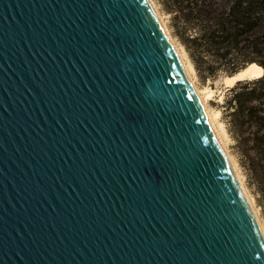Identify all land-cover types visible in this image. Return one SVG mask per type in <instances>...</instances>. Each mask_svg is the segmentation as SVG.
Returning <instances> with one entry per match:
<instances>
[{
	"label": "water",
	"instance_id": "1",
	"mask_svg": "<svg viewBox=\"0 0 264 264\" xmlns=\"http://www.w3.org/2000/svg\"><path fill=\"white\" fill-rule=\"evenodd\" d=\"M0 264H264L150 0H0Z\"/></svg>",
	"mask_w": 264,
	"mask_h": 264
},
{
	"label": "trees",
	"instance_id": "2",
	"mask_svg": "<svg viewBox=\"0 0 264 264\" xmlns=\"http://www.w3.org/2000/svg\"><path fill=\"white\" fill-rule=\"evenodd\" d=\"M175 35L200 76L263 74L239 81L226 99L228 124L264 207V0H162Z\"/></svg>",
	"mask_w": 264,
	"mask_h": 264
},
{
	"label": "rangeland",
	"instance_id": "3",
	"mask_svg": "<svg viewBox=\"0 0 264 264\" xmlns=\"http://www.w3.org/2000/svg\"><path fill=\"white\" fill-rule=\"evenodd\" d=\"M154 3L156 4L158 10L162 14L172 38L174 39V41L182 51L186 61L192 64L194 68L193 77L196 82V85L201 90L205 89L204 91H206L208 89L213 93V95H211L208 99V107L210 108V110H212V112H220L219 115L220 119L218 118V120L219 123L222 125L224 132H226L224 133L226 135V136L224 135L225 141L228 145L230 153L232 154L234 160L237 162L239 172L244 181V186L250 196V200L252 201V204L254 205V208L257 211L260 221L264 225V207L259 203V198H260L259 192L249 176L248 170L243 160L244 158L237 146L236 139L232 135L228 124V110L226 106V99L228 96L231 95L230 94L231 92H230V88H227L223 82L224 77L228 75L221 74L216 78L200 76L185 46L175 35V30L172 25V17H173L172 13L167 11L162 0H154Z\"/></svg>",
	"mask_w": 264,
	"mask_h": 264
},
{
	"label": "bare ground",
	"instance_id": "4",
	"mask_svg": "<svg viewBox=\"0 0 264 264\" xmlns=\"http://www.w3.org/2000/svg\"><path fill=\"white\" fill-rule=\"evenodd\" d=\"M150 2L152 4V6L154 7V10L156 11L158 17L160 18V20H161V22L163 24V27L165 28L166 32L169 34L170 39L174 43V45H175V47H176V49L178 51V54L180 56V59H181L183 65H184V67L186 69V72L188 73V76H189V78L191 79V81L193 83V86H194V88L196 90V93L198 94V96H199L202 104L204 105V108H205V110L207 112V115H208V117L210 119V122H211L212 126L214 127V130H215V132H216V134H217V136H218V138H219V140H220V142H221V144H222V146H223V148H224V150H225L228 158L230 159L231 164L234 167V170L236 172V175H237V177H238V179H239V181H240V183H241V185H242V187H243V189H244V191H245L248 199L250 200V196H249L248 191L246 190V188L244 186V181H243L242 176H241V174L239 172L237 162L234 160L232 154L230 153V150L228 148V145H227V143L225 141V137H224L225 134L224 133H226V132H224V129H223L222 125L219 123V120H218L219 115H220V112H212V110H210V108L208 107V99H209V97L211 95H213L212 91H210L208 89L206 91H204L205 89L204 90H201L196 85V82H195L194 77H193L194 68H193L192 64L189 63L188 61H186V59H185L182 51L180 50V48L178 47V45L176 44V42L172 38V36H171V34H170V32H169V30L167 28L166 22H165V20H164V18L162 16V14L158 10L156 4L154 3V0H150ZM247 73L248 74H251V76H254V77H260L263 74V69L260 66L256 65V64H252L248 68V70H247L246 73H244V72L239 73L235 77H228V76H226V77H224L223 82H224V84H225V86L227 88H232L233 86H235L236 81L238 79L243 78L244 75H246ZM251 203H252V201H251ZM260 224H261L262 231L264 233V225L262 224L261 221H260Z\"/></svg>",
	"mask_w": 264,
	"mask_h": 264
}]
</instances>
